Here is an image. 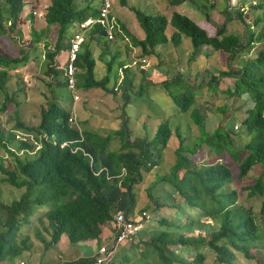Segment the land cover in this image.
Wrapping results in <instances>:
<instances>
[{
	"label": "trees",
	"instance_id": "obj_1",
	"mask_svg": "<svg viewBox=\"0 0 264 264\" xmlns=\"http://www.w3.org/2000/svg\"><path fill=\"white\" fill-rule=\"evenodd\" d=\"M31 1L0 0V39L9 35L20 41L22 33L17 29L18 19ZM74 1L50 0L44 15L45 27L38 31L30 30L29 45L42 43L44 48L46 63L42 75L54 78L60 88L67 87L64 77L62 82L59 80L63 69L55 67V58L61 52L68 51L71 38L78 32L80 23L98 17L101 2L98 0L97 4L91 3L79 10ZM119 1L122 6H126L125 0ZM186 1L171 0L169 6L175 7ZM193 3L204 15V27L176 12L168 21L161 14L146 15L131 9L144 33L143 40L133 39V44L140 49L141 57L152 56L157 47L169 42L175 47L179 46L182 36L190 39L196 53L202 49L210 53L225 52L229 54V60H234L243 49L253 44L252 34H245L244 43L238 36L224 35L223 28L217 29L213 35L208 34L206 25H212L209 11L213 6L203 1ZM256 5L255 0L249 4L252 8ZM255 8L261 11L260 18L257 20L254 17L251 27L244 22L249 31L253 30V24H264V0ZM235 10L236 17L241 20L243 11L240 8ZM168 25L174 30L170 37L166 35ZM262 36L259 34L256 40L259 41ZM89 38V44L102 43L108 50L109 41L102 27L96 24ZM116 59L111 57L106 64L107 72L99 76L95 72L96 60L92 46L85 47L79 52L75 63L76 88L99 89L107 94H117L119 88L116 84L120 82V73L117 76L111 74ZM27 61L23 49L15 57L0 53V92L6 91L9 72ZM122 64L121 70L124 68ZM228 69L229 72H220L218 75L238 78L225 94L230 99L247 95L253 104L252 108L246 110L240 130L237 127L239 133L223 135L218 128L209 137L205 136L204 117L198 109H192V122L204 134L203 138L190 151L179 147L176 150V163L170 168L169 175L159 178L170 186L163 201L172 204L154 200L156 210L171 208L178 213L181 209L174 203L178 197L181 203L196 210V219L187 217L184 224H176L165 217L160 218L157 229L150 232L141 230L135 244L126 243L130 247L122 251L123 258L115 261V254L108 264H204L206 258L202 248L213 252L215 264H233L237 254L248 261L262 264L257 258H263L264 225L261 227L256 222L252 209L237 203V191L227 190V186L234 180L240 181L247 177L255 167H260L262 172L254 184L243 187V190L249 198L261 199L259 212L264 217V51H260L256 59L240 65L239 69ZM112 80L114 85L111 84ZM216 80L212 76L213 84L217 83ZM212 83L208 85L210 88H214ZM196 88L200 89L199 83ZM122 98L125 102L129 101L126 91ZM171 98L181 113H187L196 100L193 94L181 92L172 94ZM5 108L3 104L0 113H4ZM71 113L58 102L50 101L41 109L37 126L17 121L4 130L0 121V183L14 190H24L19 200L10 205L0 203V264L29 250L26 238L18 243L19 233L24 225L30 223V217L44 206H47V210L43 217L48 222V230L45 231L49 234V241L43 240L46 249L56 245L64 235L71 245L100 241L104 230L112 225L118 212L133 216L137 202L135 185L142 180V170L149 171L150 166L157 164L151 150L156 149L161 153L172 137L171 129L163 123L157 127L150 140L144 138L132 141L126 125L113 136L104 138L73 127L69 123ZM115 139H119L120 151L109 152V144ZM204 142L208 147L209 158L198 164L185 156L186 152L197 154L198 147ZM225 152L233 170L224 162ZM195 231L194 237L191 233ZM173 246H180L183 251L194 254L193 258L184 259L176 249H171ZM69 264H95V260L94 256L86 257Z\"/></svg>",
	"mask_w": 264,
	"mask_h": 264
},
{
	"label": "rangeland",
	"instance_id": "obj_2",
	"mask_svg": "<svg viewBox=\"0 0 264 264\" xmlns=\"http://www.w3.org/2000/svg\"><path fill=\"white\" fill-rule=\"evenodd\" d=\"M170 1L127 0V4L129 8L139 10L146 15H155L153 12L155 13V11L159 10L165 11L164 13L170 16L174 9L169 10ZM193 1H203L207 5L213 6L209 11L212 25H206L208 34L213 35L217 29L223 28L225 31L224 35L238 36L243 43L245 42V34L246 36L252 34L253 44L243 49L234 60H229V54L225 52L215 54L202 49L196 53L190 39L184 37V45L181 48L189 53L168 55V53L163 52L162 58H145L139 54L134 55L132 48L129 49V52L132 53L129 56L126 51L127 48L131 47V43L128 41L126 42L127 45L119 44L126 47V49L122 48L123 60L126 55L125 61H122L124 62L122 64L123 70H120V64H116L117 61L112 66L111 74L115 75L114 73L117 71L120 73V82L116 84L119 88L118 93L112 95L99 89L82 90L76 88L74 92L79 97V100L75 103L67 88L57 87L54 78L42 75L43 67L46 63L44 60V48L42 43L35 46L29 45L30 33L27 26L24 27V25L21 26L19 24L20 27H17L22 33L20 41L9 35H4L0 39V53L8 57H15L19 56L20 50L23 49L28 57L26 64L9 72L10 79L6 84V91L0 92V107L3 104L6 105L5 112L0 113V121L4 130L14 125L17 121L28 126H37L40 121L41 109L50 101H56L70 110L76 117V124L80 131H90L92 134L104 138L108 135L113 136L115 132L120 129L123 130V126L126 125V130L130 134L129 138L132 141L144 138L150 140L159 125L166 123L169 126L172 131V137L167 147L161 153H158L156 149L151 150L155 155L153 160H157V164L150 166L149 171L142 170V180L135 185L137 202L133 217L136 220H140L143 212H146L151 217V220L144 224L143 231L150 232L157 229L159 227L158 220L162 217L176 224H184L187 221V217H195L196 219V210L181 203L178 197L174 201L175 205H178L181 209L178 213L171 208L156 210L154 204V200H158L159 203L172 204V202L170 204L168 201H163V198L167 197L170 186L166 182L159 180V178L169 175L170 168L176 163V150L181 147L185 151L187 149L190 151L194 148L196 142L203 138L204 134L192 122V109H198L203 115V126L206 130L205 136L209 137L218 128L223 135L239 133L241 121L245 118L246 110L253 107L247 95H243L239 99H230L225 94L227 88L232 87L238 77H221L218 73L221 71L229 72L228 67L235 71V69L240 68V65L256 59L260 51H264V36L259 41L256 40L259 34L264 35V24L259 23L257 26L253 24L254 28L250 31L244 25L245 22L251 27L254 17L257 20L260 18L261 11L256 10L255 7L261 0H255L257 5L253 8L249 6L253 0H236L235 5H228L229 8L227 4L230 0L228 2L226 0H187L179 5V8L174 9L176 13L184 15L198 26L204 27V15ZM49 2L50 0H33L29 3L31 7H28V5L24 7V12L27 8L29 9L28 12L31 19L30 22L28 20V26L31 29L38 31L45 27L44 19L36 18L32 13L41 12L43 15ZM74 3L76 8L80 10L88 4H97L98 0H75ZM121 6L119 0H114L111 10L112 14L108 21L109 26L112 28L114 27L113 24L117 25L118 22L120 23ZM237 8L243 11L241 20L236 17L237 10L235 9ZM126 15L130 16L132 21H134V13L132 15L127 12ZM133 25L137 29L135 22ZM172 29L169 26L166 34H171ZM114 32L117 33L118 29L114 30ZM129 35L132 36V34ZM133 39L135 38L131 37V42H133ZM121 40L123 41L119 36L109 45L113 46V43H120ZM89 43L88 36H85L80 52L85 47L92 46ZM172 47L170 43L169 48L171 49ZM93 53L96 56L94 58L99 61V51L93 48ZM105 61H107V58H105ZM155 61L157 64H155ZM54 64L59 70L64 68L67 64V50L55 58ZM99 67L104 74L107 72L106 65L99 66L98 63L95 72L99 71V76L102 73ZM125 68H127V72L124 71L126 70ZM159 76H165L163 83L158 80ZM212 76L217 78V83H212ZM59 80L60 82L63 81V75L59 77ZM198 83L200 89L196 88ZM210 83L213 84L214 88L208 86ZM111 84H115L114 80L111 81ZM125 91L129 98L128 102H125L122 98ZM179 92L186 95L193 94L194 99H196L195 104L187 113H181L171 98L172 94ZM73 127H75L74 124ZM234 127H239V130L235 131ZM179 135L181 138H179ZM180 139H183L182 144H180ZM215 142L218 143V141ZM120 148L119 139H115L110 142L108 151L119 152ZM223 155L225 158L224 162H227L233 170L234 168L230 164L228 154L225 152ZM185 156L200 164L209 158L208 147L204 142L198 147L197 154L191 155L186 152ZM261 172L262 169L260 167H255L249 172L247 177L240 181L234 180L232 184L227 186V190L234 189L237 191V203L241 207L252 209L256 222L263 227L264 217L259 212L261 199L258 197L249 198L247 192L243 190V187L254 184ZM23 192L24 190H14L0 183V203L10 205L13 201L19 200ZM46 210L47 206L39 208L30 217V223L24 225L19 233L18 243L26 238V245L29 250L24 251L16 258L6 259L2 264H19L20 262L24 264H69L78 260L82 250L86 247L79 248L77 245L69 244L65 235L61 237L56 245L46 249L43 243V240L45 242L49 241V234L45 231V229L48 230V222L43 217ZM106 230L110 232L111 239L103 242L102 245L109 244L113 238L112 225H109ZM191 235L195 237L196 231L191 233ZM100 241H96V247L100 246ZM129 247L130 245L127 244L120 247L116 252L115 261L123 258L124 253L122 251ZM171 249H176L184 259L190 260L194 256V254L183 251L180 246H173ZM202 252L206 258L204 264H215V256L211 250L202 248ZM261 253L263 258L258 257L257 259L264 264V252L262 251ZM84 254L86 257H90L88 253ZM233 264L260 263L258 261H248L237 254V260Z\"/></svg>",
	"mask_w": 264,
	"mask_h": 264
},
{
	"label": "built area",
	"instance_id": "obj_3",
	"mask_svg": "<svg viewBox=\"0 0 264 264\" xmlns=\"http://www.w3.org/2000/svg\"><path fill=\"white\" fill-rule=\"evenodd\" d=\"M236 0H230L229 5H235ZM113 0H103L100 10L99 17L96 19H88L79 25L80 31H87L91 29L94 25L100 24L107 30V40L113 41V33L110 26L108 25V19L111 16ZM36 18H41L44 16L41 12L32 13ZM83 42V37L80 33L73 35L70 41L69 48L67 51V64L63 68V77L66 82V87L70 91L74 103L79 100V97L75 94L76 89V67L75 63L77 61L78 54L81 49V43ZM69 123L74 124L77 128L76 117L71 113L69 118ZM237 130V127H234ZM19 138V137H17ZM151 220V217L143 212L141 214L140 220H136L132 215L126 216L122 212H118L114 216L112 222V232L113 238L109 244L101 245L96 248L94 260L95 264H108L112 257L116 254L117 250L125 245L126 243L134 242L137 234L142 230L144 224ZM19 264H24L20 262Z\"/></svg>",
	"mask_w": 264,
	"mask_h": 264
},
{
	"label": "crops",
	"instance_id": "obj_4",
	"mask_svg": "<svg viewBox=\"0 0 264 264\" xmlns=\"http://www.w3.org/2000/svg\"><path fill=\"white\" fill-rule=\"evenodd\" d=\"M36 1H40V0H36ZM102 1L103 0H101V2H100V6H99V8H98V11L100 10V7H101V4H102ZM118 1V0H117ZM126 1V6H121V9H122V11H121V14H120V23L118 22V24L117 25H115V24H113L114 25V27L112 28L111 26H110V28H111V31H112V33H113V41L117 38V37H121V39H123V41L121 40V42L120 43H117V42H115V43H113V46H110L109 45V43H111L112 41H109L108 42V50L102 45V43H94L93 42V44H92V51H93V48H95V49H97V51H99V53H100V55L98 56L99 58V61L97 60V59H95L96 60V67L98 66V63H99V66H104V64L106 65L107 64V62L111 59V57H115V58H117L116 59V64H121V63H124V62H122V61H125V59H126V55H125V59L123 60V53H122V48L123 49H126V47L125 46H121V45H119V44H126V42H130L131 43V47H129V48H127V51L126 52H128V55L130 56L132 53H130L129 52V49L130 48H132L133 50H134V52H133V54L134 55H136V54H139L140 55V49L138 48V47H136L134 44H133V42H131V37L132 38H135L137 41H139V40H143L144 39V33H143V31H142V29L140 28V26H139V24H138V21H137V19H136V17H135V15H133V11L131 10L132 8H129V6H128V4H127V0H125ZM113 2H114V0H113ZM148 2V1H147ZM50 3V2H49ZM229 3V2H228ZM28 5V7H31V6H29V4H27ZM49 5V4H48ZM48 5L46 6V9H47V7H48ZM112 6H113V4H112ZM179 6V5H178ZM178 6H175V7H170L169 8V10L171 11L172 10V8H174V9H176V8H179ZM123 7H124V9H123ZM125 7H126V9H125ZM46 9H45V12H44V15H45V13H46ZM172 10V13H171V15L170 16H168V14L167 13H164L165 11H155V13L153 12V14H161V15H164L166 18H167V20L168 21H170V18H171V16H172V14L174 13V12H176V10ZM28 8L26 9V11L24 12V9H23V11H22V13H21V15H20V17H19V19H18V24H17V27L19 28L20 26H19V24L21 25V26H23L24 25V27H26L27 26V29L29 28V33H30V30H31V27H29L28 26V20H29V22H30V15H29V12H28ZM129 13V14H132L133 15V17H134V21H132V18L129 16L128 17V15H126V13ZM179 14V13H178ZM182 15V14H181ZM98 17H99V15H98ZM97 17V18H98ZM41 18H43L44 19V16L43 17H41ZM88 19H90V18H88ZM88 19H86V20H88ZM92 19H96V18H92ZM108 21H109V19H108ZM136 23L137 24V29H135V26L133 25V23ZM80 25V24H79ZM98 26H100V27H102L104 30H105V32H106V35H107V30L102 26V25H100V24H97ZM108 25H109V23H108ZM95 26V25H94ZM94 26L91 28V29H89V30H87V31H80V29L78 30V32L77 33H80L81 35H82V37H83V42H84V40H85V36H88V39H90L89 38V33L94 29ZM170 25H168V27H169ZM168 27H167V30H168ZM116 29H118V32L117 33H115L114 32V30H116ZM36 30V29H35ZM173 30V29H172ZM21 31V30H20ZM174 31V30H173ZM173 31L171 32V34L173 33ZM76 34V33H75ZM129 34H132V36H130ZM171 34L170 33H167L166 35L168 36V37H170L171 36ZM184 37L185 36H182L181 37V43H180V45L179 46H177V47H175L171 42H169L168 44H166V45H164V46H159V47H157L156 49H155V53L152 55V56H149V57H145V58H151V57H156V58H162V53L163 52H166V53H168V55H172V54H186V53H189V52H187V51H183L182 50V46L184 45ZM73 38V37H72ZM71 38V39H72ZM83 42L81 43V48H82V45H83ZM107 42V41H106ZM172 44V48L170 49L169 48V44ZM127 45V44H126ZM174 47H175V49H174ZM81 50V49H80ZM104 50V51H103ZM205 49H203V51H204ZM102 51H103V55L104 56H102ZM62 53V52H61ZM216 54V53H215ZM93 56H95V54L93 53ZM109 58H108V57ZM96 57V56H95ZM105 58H107V61H105L104 62V60H105ZM98 62V63H97ZM102 62V63H101ZM155 64H157V62L155 61ZM118 67H119V65H117ZM100 68V67H99ZM158 68V67H157ZM101 69V68H100ZM106 69H107V67H106ZM105 69V70H106ZM159 69V68H158ZM112 70H113V68L111 69V72H112ZM120 70H121V68H120ZM101 71H102V73H101V75L100 76H104V73H103V70L101 69ZM107 71V70H106ZM193 71H194V69H193ZM221 72H223V71H221ZM98 74H99V71L97 72ZM115 74V76L116 75H118L119 74V72L117 71L116 73H114ZM120 76V75H119ZM160 78H158V80L159 81H161V83H163V80L165 79V76H159ZM120 78V77H119ZM61 239V238H60ZM109 239H111V237H110V232L108 231V230H104V232H103V234H102V236H101V241L99 242L100 243V246L102 245V243L103 242H106V241H108ZM79 248H81V247H83V246H85L86 248L85 249H83L82 250V253H81V256L80 257H78V259H81V258H83V255H84V258H86V256H85V254L84 253H88V255L92 258L93 256H94V254H95V249L97 248L96 247V241H88V242H85V243H79L78 245H77Z\"/></svg>",
	"mask_w": 264,
	"mask_h": 264
}]
</instances>
